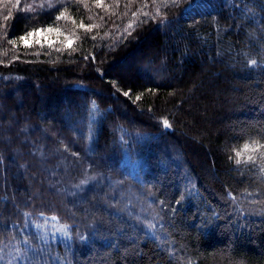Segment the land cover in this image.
<instances>
[{"label":"trees","instance_id":"obj_1","mask_svg":"<svg viewBox=\"0 0 264 264\" xmlns=\"http://www.w3.org/2000/svg\"><path fill=\"white\" fill-rule=\"evenodd\" d=\"M18 262L264 264V0H0Z\"/></svg>","mask_w":264,"mask_h":264},{"label":"rangeland","instance_id":"obj_2","mask_svg":"<svg viewBox=\"0 0 264 264\" xmlns=\"http://www.w3.org/2000/svg\"><path fill=\"white\" fill-rule=\"evenodd\" d=\"M54 36H56L55 32L47 29L44 31H40L38 37H45V39H51ZM131 62H133V59L130 60V64H131ZM134 62H135V57H134ZM125 70H130V69H125ZM11 71L13 73L7 74L8 76H10V75L13 76L16 73V72H14V70H11ZM40 95L44 96L43 92H40ZM93 180H94L93 176L86 175L85 178H83L79 182L71 184L70 188L77 191L78 189H80V187L89 185ZM39 221H41V224H40L41 228H44L43 229V239L44 238H46V240L55 239L54 231H55L56 218L54 216H46V218L45 217L39 218ZM51 231H53V235H52L53 238L50 237ZM151 235L154 236V234H151ZM86 239H88V238H86ZM18 263L21 264L22 262H18Z\"/></svg>","mask_w":264,"mask_h":264},{"label":"snow or ice","instance_id":"obj_3","mask_svg":"<svg viewBox=\"0 0 264 264\" xmlns=\"http://www.w3.org/2000/svg\"><path fill=\"white\" fill-rule=\"evenodd\" d=\"M173 2L175 3V0H173ZM57 19H59V17ZM39 31H43V30L41 29ZM29 35H32V33H29ZM21 39L23 40L24 37H21ZM37 42H39V41H37ZM252 63H255V61H253ZM163 124H164L165 127H170V125L168 124V121L167 120L163 121ZM237 163H239V161H237Z\"/></svg>","mask_w":264,"mask_h":264}]
</instances>
